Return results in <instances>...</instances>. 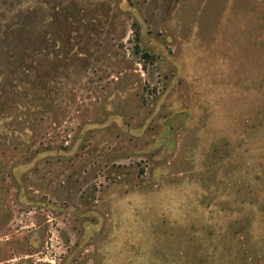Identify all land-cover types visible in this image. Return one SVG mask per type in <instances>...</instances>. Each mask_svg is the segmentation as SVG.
I'll list each match as a JSON object with an SVG mask.
<instances>
[{
	"label": "rangeland",
	"instance_id": "obj_1",
	"mask_svg": "<svg viewBox=\"0 0 264 264\" xmlns=\"http://www.w3.org/2000/svg\"><path fill=\"white\" fill-rule=\"evenodd\" d=\"M0 264H264V0H0Z\"/></svg>",
	"mask_w": 264,
	"mask_h": 264
},
{
	"label": "trees",
	"instance_id": "obj_2",
	"mask_svg": "<svg viewBox=\"0 0 264 264\" xmlns=\"http://www.w3.org/2000/svg\"><path fill=\"white\" fill-rule=\"evenodd\" d=\"M145 55H147V54L145 53Z\"/></svg>",
	"mask_w": 264,
	"mask_h": 264
}]
</instances>
